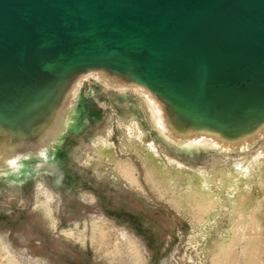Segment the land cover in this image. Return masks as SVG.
<instances>
[{
    "label": "rangeland",
    "instance_id": "1",
    "mask_svg": "<svg viewBox=\"0 0 264 264\" xmlns=\"http://www.w3.org/2000/svg\"><path fill=\"white\" fill-rule=\"evenodd\" d=\"M104 77L55 86L34 131L0 123V264H264V117L182 130Z\"/></svg>",
    "mask_w": 264,
    "mask_h": 264
},
{
    "label": "water",
    "instance_id": "2",
    "mask_svg": "<svg viewBox=\"0 0 264 264\" xmlns=\"http://www.w3.org/2000/svg\"><path fill=\"white\" fill-rule=\"evenodd\" d=\"M87 68L185 110L264 114V0H0V100Z\"/></svg>",
    "mask_w": 264,
    "mask_h": 264
},
{
    "label": "bare ground",
    "instance_id": "3",
    "mask_svg": "<svg viewBox=\"0 0 264 264\" xmlns=\"http://www.w3.org/2000/svg\"><path fill=\"white\" fill-rule=\"evenodd\" d=\"M87 70L92 69H78L61 77H54L50 80H42L41 82L36 83V85L33 87L34 90L31 92L24 91L23 93L19 94L14 92L13 94H10L8 96L10 98L7 97L6 100L1 98L0 123L13 128L14 132L17 134H21L23 130L27 132L36 130V128H39L38 124H40L42 120V115L45 114L46 107H44L43 101L45 100L47 93L51 94L53 88L58 86V84L67 85V83L70 81L71 83L72 81L75 83V80H78V78L84 75ZM94 70H100V72L105 75L104 78H110L112 79L111 81H117L120 83L129 84L131 86L134 85L140 89L143 88L140 86L137 80L129 74L117 73L103 68H97ZM15 98H19L21 101L27 98L26 100L29 99V101L23 105H15L17 102L15 101ZM54 99H52V101ZM163 102L165 105V115L170 120L172 119L171 121L176 120L177 128L182 130L184 127H187L185 124H189L192 125L191 127L193 131H202L206 133L211 132L212 134L218 132L221 129H223V131H227V129L229 131H237L238 129L243 130L245 127H249L250 131H254V129L258 127V124L254 125V123H257L261 117H264V114H262L263 112L261 111L244 112L236 115H229V113H217L215 110H211L212 112L206 113V109L189 108V110H185L182 107L179 108L173 106L168 101ZM7 104L9 105V109L1 111L3 110L2 106Z\"/></svg>",
    "mask_w": 264,
    "mask_h": 264
}]
</instances>
